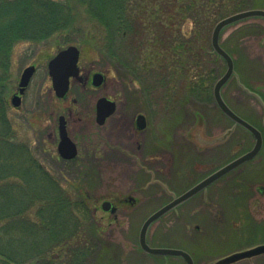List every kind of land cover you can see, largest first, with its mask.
<instances>
[{"label":"rangeland","instance_id":"1","mask_svg":"<svg viewBox=\"0 0 264 264\" xmlns=\"http://www.w3.org/2000/svg\"><path fill=\"white\" fill-rule=\"evenodd\" d=\"M72 1L68 6L76 9L71 11L70 23L63 26L61 21L47 40L15 43L5 69L8 119L21 141L29 142L34 148L43 146L45 154L52 152L51 140L47 136L54 126L58 128L60 116L66 118L72 133L81 125L79 118L89 119L92 115L88 111L95 109L94 99L108 97L118 101L120 82L127 85L130 94L140 96L138 86L132 82L138 75L130 68H142L144 72V64L137 63L130 53V40L120 44L122 63L106 55L100 48L102 29L85 14V6ZM206 1L208 11L200 15V19L205 21L203 29L190 20H183L185 23L181 26L187 36L197 33L192 42L195 47L190 50L192 56L186 60L188 74L181 77L178 73L172 83L169 81L165 85L152 78L145 79L153 89L155 101L160 102L154 113L152 131L160 147L171 151L169 174L158 186L148 189H144L146 183L124 177L125 166L107 167L102 181L65 180L64 187L70 193L79 189L80 194L77 195L89 203L87 227L90 228L88 233L94 248L83 260L75 262L70 261L67 253L57 251L55 264H182L181 258L165 261L149 256L141 249L139 236L143 224L174 197L252 150L254 137L239 128L221 141L231 123L218 109L213 95L196 98L187 89L191 83L207 85L209 77L214 78L211 83L214 88L227 70L226 62L212 50L215 24L240 11L264 10V0ZM140 2L152 3L151 0ZM236 7L240 10L235 11ZM77 11L79 14L76 15ZM222 14L225 16L219 18ZM220 42L234 58L236 68V75L224 85L222 96L241 116L261 126L264 110L243 90V86L254 93L264 90V20L250 18L230 25L222 31ZM71 45L82 51V74L88 70L102 72L107 83L105 87L84 91L79 83L72 81L66 98L59 99L53 90L47 65L59 50ZM195 60L197 64L193 63ZM31 65L37 67V72L26 90L22 106L20 109L12 108L11 98L18 91L21 74ZM167 95L170 96V106L164 113ZM88 106L93 108L88 110ZM118 116L120 114L116 112L110 119ZM109 125L107 123L108 128ZM44 151L39 155L41 162L52 172H59L51 158L44 156ZM130 196L135 199V204L128 202ZM106 200L119 208L115 215L102 210L101 205ZM147 241L151 247L181 249L199 262L203 260L213 264L235 252L264 244V147L254 160L222 176L154 222L148 230ZM235 264H264V255Z\"/></svg>","mask_w":264,"mask_h":264},{"label":"trees","instance_id":"2","mask_svg":"<svg viewBox=\"0 0 264 264\" xmlns=\"http://www.w3.org/2000/svg\"><path fill=\"white\" fill-rule=\"evenodd\" d=\"M140 1L72 2L85 6V14L102 29L100 48L106 55L122 63L120 44L130 40V53L137 63L144 64V72L142 68H130L140 79L172 83L178 73L185 77L186 60L192 56V42L197 37L195 33L183 34L181 26L190 20L203 29L205 21L200 15L207 13V1ZM70 2L0 0V264H55L57 251L67 253L75 262L83 260L94 248L87 227L89 203L77 195L79 189L72 194L64 187L65 174L52 172L41 163V147L21 141L7 115L5 69L14 44L47 40L61 21L63 26L68 25L71 11L76 9L68 6ZM236 8L235 11L240 10ZM193 63L197 64L196 60ZM213 79L209 77L207 85L191 83L187 91L210 98Z\"/></svg>","mask_w":264,"mask_h":264},{"label":"flooded vegetation","instance_id":"3","mask_svg":"<svg viewBox=\"0 0 264 264\" xmlns=\"http://www.w3.org/2000/svg\"><path fill=\"white\" fill-rule=\"evenodd\" d=\"M81 52L82 51L80 50V58H81ZM80 58L78 65L80 68V74L82 76V79L80 81H76V80H72V81L79 83L84 91L90 90L92 87H96V88H100L102 86L105 87L107 83L106 78L101 86L98 87L94 86L93 77L97 72H92L91 70H88V71H83L84 73L82 74L80 67ZM132 80H133L132 81L133 84H136V86H138L140 96L130 94L129 88L122 81L120 82L121 95L118 96L119 97L118 101L116 102L115 100L106 97L107 99L115 102L116 111L114 112V114L116 112H119L120 116L110 119L114 115L112 114L104 121V123L102 124L99 123L97 104L99 99L102 98L99 97L94 99L95 100L94 102L96 103L95 109L91 106L87 107L88 110H90L91 108L94 109L88 111L89 113H92V115L91 114L89 115V119L79 118L78 122L81 123L79 129H73V132L71 133L68 129V121L66 120L68 136L76 147L75 157L71 159L66 158L65 156L69 155L70 151H68L67 149H60L61 137L59 132V125L57 129L56 126H54L52 132L48 134L47 137L48 139L51 140L52 152H48L47 154H45L46 150L43 146L40 150L42 152L45 150L44 156L46 157L48 156L49 158H51L53 164L56 165L59 172L65 174L63 175L65 180L68 181L79 180L84 182L102 181V179L106 175L107 167L125 166L126 171L124 170L123 176L132 179L134 182L146 183L144 189H148L151 188V186H158V184L164 181L166 176L169 174L171 151L169 148L160 147L159 142L155 141L156 138L152 131V124H153L152 122L154 120V113H156L157 105L160 102L159 100L158 102L155 101V96L152 94L153 89L148 84H146L147 80L140 79L138 77ZM166 83H169V81L160 84L165 85ZM243 90H245L247 94L251 95L252 98H254V100L258 102L259 106L264 110V93L262 92V90L257 94L252 93L250 90L249 92L247 88L246 89L243 88ZM17 93L18 91L14 93L13 96ZM212 95H213V88H212ZM193 96L196 98H200L198 93L197 96L196 95ZM139 97L141 98V100L142 99L145 100V102L142 103ZM169 97L170 96L167 95L164 99L165 101L163 104V108L165 110L164 113H167L169 110V106H170ZM65 98L66 97L62 99ZM227 105L239 117H241L243 120L247 121L248 123H250L252 126H254L260 131L263 138V146H262L263 149L264 118H262L261 120V126H258L255 123H253L250 119L241 116V114L237 112L230 104ZM118 108L119 111H117ZM218 109L220 110L219 107ZM221 113L225 115L222 111ZM225 117L231 123L230 129L234 128V130L236 131L239 128L242 131L250 133L243 126L236 124L235 121L232 120L231 118L227 117L226 115ZM107 123L110 124L109 128L107 127ZM46 162L50 164L48 159L46 160ZM41 163L44 165L43 162ZM157 196H159V194ZM104 202H109L111 204L109 206V210L105 211L106 213L115 215L118 212L119 208L113 202L107 200L103 201V203ZM128 202H130L131 204H135V199L130 196ZM103 203L101 205L102 210H103ZM148 255L150 256L151 254ZM151 256L164 259L165 261H168L170 258H181L183 259L182 264H187L186 260L180 256H164V255H151ZM191 257L193 259V264H213L210 261L201 260L199 262L194 256L191 255Z\"/></svg>","mask_w":264,"mask_h":264},{"label":"water","instance_id":"4","mask_svg":"<svg viewBox=\"0 0 264 264\" xmlns=\"http://www.w3.org/2000/svg\"><path fill=\"white\" fill-rule=\"evenodd\" d=\"M263 18L264 19V10L262 9H248L244 11L237 12L232 14L228 17L221 19L214 27L212 32L211 38V45L213 51L222 57L226 64L227 70L225 74L218 79L216 82L213 95L214 100L220 110L229 118L235 121L236 124L243 126L246 128L255 138V145L252 150L243 154L242 156L238 157L237 159L233 160L232 162L226 164L225 166L221 167L219 170L215 171L213 174L209 175L207 178L203 179L201 182L190 188L185 193L181 194L180 196L174 197V199L166 204L165 206L161 207L153 214H151L145 223L143 224L140 236H139V243L140 247L148 254L152 255H164V256H180L183 257L187 264H193V259L189 253L181 249L175 248H155L151 247L147 242V234L150 226L162 218L164 215L169 213L170 211L176 209L190 198L194 197L197 193L201 192L202 190L206 189L209 185L213 182L221 178L222 176L226 175L227 173L231 172L232 170L236 169L237 167L241 166L242 164L252 160L261 150L263 145V138L260 131L252 126L247 121L243 120L239 117L234 111L227 105L223 96H222V88L223 86L234 76L236 75L235 72V64L232 56L221 46L220 44V37L221 32L226 27L241 22L246 19L250 18ZM80 58V50L77 46L71 45L65 49L60 50L48 63V73L52 80V87L55 92V95L58 98H64L70 89L71 80L74 79L76 81H80L82 76L80 74V68L78 65ZM36 73V67L34 65L28 66L24 69L21 74L18 93L15 94L11 98V105L16 108L20 109L22 106L23 96L26 93V90ZM106 76L101 73L97 72L93 77V84L94 86H101L104 82ZM249 91V90H248ZM250 92V91H249ZM264 92V90H263ZM116 111V104L115 102L107 99L106 97H102L99 99L97 104V112H98V122L104 123V121L114 114ZM234 128L229 129L225 136L221 138V141L225 140L232 132ZM59 132L61 137L60 149H67L70 151L69 155L65 157L71 159L76 155V147L75 144L68 136L67 126H66V118L61 116L59 118ZM111 204L109 202L103 203V210L108 211L109 206ZM264 255V244L254 246L252 248L235 252L230 254L217 262L216 264H235L239 261L245 259H252L257 256Z\"/></svg>","mask_w":264,"mask_h":264}]
</instances>
